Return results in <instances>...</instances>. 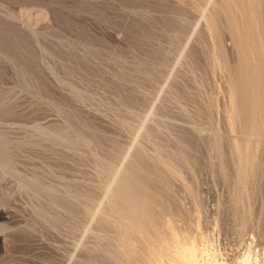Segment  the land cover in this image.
I'll use <instances>...</instances> for the list:
<instances>
[{"label": "rangeland", "instance_id": "obj_1", "mask_svg": "<svg viewBox=\"0 0 264 264\" xmlns=\"http://www.w3.org/2000/svg\"><path fill=\"white\" fill-rule=\"evenodd\" d=\"M229 1L0 0V264H142L130 251L149 257L147 240L137 231L123 235L110 195L118 179L111 182L109 165L143 172L144 193L154 187L145 194L153 208L159 201L175 205L172 210L168 204L171 210L163 209L159 221L172 217L171 230L188 241L199 239L196 245L205 246L207 257L238 264L250 255L264 264V136L254 158L259 169L246 176V196L234 180L231 141L243 147L252 139L248 148L252 145L254 154V131L227 117L229 97L243 95L239 50L227 25L235 21L232 16L241 21L250 11L245 20L255 18L253 24L243 17L234 26L248 32L254 25L258 41L253 30L249 36L258 44L253 45L258 57H264V0ZM223 5H229L228 12ZM239 23L251 27L246 31ZM250 174L257 180L253 184ZM166 229L159 223L149 238L163 257Z\"/></svg>", "mask_w": 264, "mask_h": 264}, {"label": "bare ground", "instance_id": "obj_2", "mask_svg": "<svg viewBox=\"0 0 264 264\" xmlns=\"http://www.w3.org/2000/svg\"><path fill=\"white\" fill-rule=\"evenodd\" d=\"M208 1H210L211 2V0H208ZM229 1V0H228ZM237 1H239V0H237ZM236 1V2H237ZM243 1V0H242ZM254 1V0H253ZM260 1V0H259ZM197 2V1H196ZM210 2H208L209 4H210ZM241 2V0L239 1V3ZM245 2H248V1H245ZM206 3H207V0H206ZM227 3H229L230 4V1L229 2H227ZM226 3V4H227ZM232 3V2H231ZM235 3V2H234ZM233 3V4H234ZM242 3V2H241ZM244 3V2H243ZM255 3V2H254ZM254 3H250V4H252V6H253V4ZM263 3V2H262ZM223 4H224V2H223ZM245 4V3H244ZM246 4H248V3H246ZM249 4V5H250ZM230 5H232V4H230ZM248 5V6H249ZM257 5V4H256ZM229 6V5H228ZM227 6V7H228ZM233 6V5H232ZM231 6V7H232ZM235 6V5H234ZM247 6V5H246ZM247 6V7H248ZM203 7V6H202ZM223 7H225L226 9H224V11H226V12H228L227 10V7L226 6H224L223 5ZM250 7H251V5H250ZM249 7V8H250ZM229 8V7H228ZM233 8H235V7H233ZM249 8H247V10H246V12L247 11H249L248 9ZM258 8V7H257ZM217 9V8H216ZM251 9H252V7H251ZM250 9V10H251ZM220 10V9H219ZM237 9L235 8V10L234 11H236ZM256 9H254V11H255ZM218 11V10H217ZM232 11V10H231ZM230 11V12H231ZM251 11H253V10H251ZM259 11V10H258ZM225 12V13H226ZM239 12H241L240 10H239ZM214 13V12H213ZM237 16L239 15L238 14V10H237ZM242 13V12H241ZM240 13V14H241ZM248 14V16H249V14H250V11L249 12H247ZM258 13V12H257ZM215 14V13H214ZM230 13H228L227 15H229ZM232 14H233V12H232ZM234 14H235V12H234ZM242 14H244V13H242ZM251 14H252V12H251ZM222 15V14H221ZM236 15V14H235ZM234 15V16H235ZM246 15V16H247ZM236 16V17H237ZM244 17V15L242 16V19H243V17H244V19H243V21L245 20V18H247V17ZM251 16V15H250ZM233 17V16H232ZM231 17V19H234L235 21H236V19L238 18H232ZM240 17H241V15H240ZM257 17V16H256ZM212 18V17H211ZM219 18V17H218ZM228 18H230L229 16H228ZM242 19H241V21H242ZM253 19H255V18H253ZM253 19H250V17H249V20H251L250 22H249V20L247 21V20H245L244 22H249V24H253L254 22H252V20ZM209 20V19H208ZM212 21H213V18L211 19ZM230 20V19H229ZM239 20V22H241L240 21V19L238 18L237 19V21ZM211 21V22H212ZM217 21V20H216ZM225 21H226V18H225ZM228 21V20H227ZM233 21V20H232ZM234 21V22H235ZM242 21V22H243ZM254 21V20H253ZM257 21V20H256ZM261 21V20H260ZM234 22H230L229 21V23H231V24H229V25H232L231 26V28H229L228 27V25H227V29L229 30L230 29V31L229 32H233V37H234V39H235V45H236V49H238L239 51V55H237V56H239L240 57V67L242 68V76L240 77V80L238 81L241 85V88L240 89H242V92L241 93H243V95L242 96H238L239 97V100H238V98H236V97H234V96H232L233 94V92L231 93V95L230 96H232V97H229V101L231 102V105L229 106V104H228V106H229V115H230V117L227 115V117H228V119L230 118V122L231 123H233V122H240V121H242V122H240V124L242 123L243 124V122L244 123H246V124H250L251 126H252V130L254 131V134L252 133V136H254V142L256 143V144H254V145H256V147H255V149H256V151L254 150V147H253V150H254V152H256V153H254V154H252L250 151L252 150L250 147H252V145L251 146H249V148H248V145H249V143H250V141L252 140V139H245V133H244V136H242V137H244V141H245V144L243 145V147H240V145H237L236 144V141H235V144L234 143H232V142H234V141H231V149L233 150V153H234V155L235 156H237V169H238V171H235L236 173L238 172V178H236V179H234L235 181L237 180V186H238V188H239V190H243L244 189V187H245V184H247L246 182H248L247 180H246V176L247 175H249V173L250 172H253V170H255V171H257L259 168H258V166L256 167L255 165H254V158L255 157H257L258 155H257V153H258V150H260L259 149V147H261L260 145H259V143H260V141L258 140V138L259 137H261V135L262 136H264L263 135V132H264V112H263V108H264V96H263V94H264V79L262 80V79H260L259 78V74H261V70L263 69L264 70V57L262 56V54H261V56L262 57H258V54H257V51L255 52V50H254V42H253V44H252V39L255 37V35L256 34H258L259 32H257L255 29V27H251V25L249 26L248 24V26L249 27H251V29H249V31L250 30H253V28H255L254 30L257 32H254V30H253V32L252 33H255L254 34V37H252V39H251V37L249 36L250 34L252 35V33L250 32V34H249V31L248 32H241V31H238L237 32V30H236V28L237 27H235L234 25H235V23ZM232 23H234V24H232ZM238 23V22H237ZM209 24H210V22H209ZM228 24V23H227ZM240 24V23H239ZM245 25H243L242 24V26H245L246 27V31H247V27L248 26H246V23H244ZM210 26H211V28H212V24H210ZM209 26V27H210ZM238 26V25H237ZM241 26V24L239 25V27ZM241 26V27H242ZM255 26H257V25H255ZM235 28V29H234ZM242 29V28H241ZM240 29V30H241ZM210 30V29H209ZM244 30H245V28H244ZM148 31V30H147ZM146 31V32H147ZM167 31V30H166ZM216 31V30H215ZM243 31V30H242ZM231 32V33H232ZM148 33V32H147ZM231 35V34H230ZM250 37V38H249ZM261 37V36H260ZM230 38H232V37H230ZM250 40V41H249ZM254 40H257V36L254 38ZM263 40V39H262ZM258 41V40H257ZM218 42H220V41H218ZM256 44H257V42H255ZM259 43V42H258ZM254 45V46H253ZM258 45V44H257ZM264 46V45H263ZM258 47V46H257ZM259 47H262L260 44H259ZM235 48V47H234ZM235 49V50H236ZM264 49V48H263ZM257 50V49H256ZM261 50H262V48H261ZM221 51V50H220ZM263 51V50H262ZM262 51H259L260 53L262 52ZM258 52V53H259ZM264 55V54H263ZM224 56V55H223ZM260 56V55H259ZM238 59V58H237ZM236 59V60H237ZM232 62V61H231ZM236 63V62H235ZM239 63H238V66H239ZM226 65V64H225ZM237 66V67H238ZM223 67V66H222ZM227 67V66H226ZM231 67V66H230ZM240 67H238V68H240ZM228 69V68H227ZM229 70V69H228ZM235 70H237V68H235ZM238 71H240V70H238ZM238 71H237V73H238ZM240 71V72H241ZM136 72V71H135ZM227 72H229V71H227ZM231 72H233V71H231ZM231 72L229 73V74H231ZM263 73V72H262ZM235 74V73H234ZM241 75V74H240ZM227 76V75H226ZM237 76H239V74L237 75ZM135 77V76H134ZM230 77H233V75H230ZM235 78V77H234ZM264 78V77H263ZM232 79V78H231ZM237 79H238V77H237ZM43 81V80H42ZM229 81H231V80H229ZM235 81H236V79H235ZM44 82V81H43ZM232 82V81H231ZM230 82V83H231ZM233 82H234V80H233ZM237 82V83H238ZM42 83V82H41ZM45 83V82H44ZM43 83V84H44ZM47 85V84H46ZM46 85H44V86H41V85H39V86H41V88H43L44 89V87L46 86ZM231 85H232V83H231ZM226 86H229V85H226ZM234 86H236V85H234ZM49 88V87H48ZM231 88H233V85H232V87L230 86V90H231ZM236 88H238V86L236 87ZM234 89H235V87H234ZM229 90V91H230ZM233 90V89H232ZM231 90V91H232ZM230 91V92H231ZM234 91V90H233ZM235 93V92H234ZM240 93V94H241ZM230 98H231V100H230ZM30 107V106H29ZM31 107H32V105H31ZM35 107V106H34ZM34 107H32V108H34ZM31 108V109H32ZM12 109V108H11ZM28 109V108H27ZM31 109H29V110H31ZM34 110H35V108H34ZM5 111V110H4ZM28 111V110H27ZM45 111V110H44ZM228 111V110H227ZM243 111V112H242ZM35 112V111H34ZM245 112V113H244ZM6 113V112H5ZM11 113V112H10ZM24 113H26L25 111H24ZM27 113H29V112H27ZM30 114V113H29ZM27 115V114H26ZM32 116H33V114H32ZM32 116H31V119H32ZM37 116V115H36ZM35 117V116H34ZM38 118V117H37ZM30 120V119H29ZM32 120H34V119H32ZM36 121H38V119H35ZM25 121V120H24ZM39 121H40V119H39ZM42 121V120H41ZM45 122V121H44ZM43 122V123H44ZM229 122V121H228ZM38 123V122H37ZM29 124V123H28ZM47 124V123H46ZM45 124V125H46ZM63 124V123H62ZM237 124V123H236ZM240 124H238V125H240ZM234 125V124H233ZM245 125V124H244ZM41 126H43V124L41 125ZM243 126V125H242ZM247 126V125H246ZM30 127V126H29ZM44 127V126H43ZM48 127V126H47ZM58 127V126H57ZM61 127V126H60ZM230 127H232V126H230ZM240 127H241V125H240ZM244 127V126H243ZM242 127V128H243ZM249 127V125L247 126V128ZM61 128H63V127H61ZM242 128H241V130H242ZM247 128H244V129H247ZM44 129V128H43ZM67 129V128H66ZM128 129V128H127ZM48 129H46V131H47ZM61 130V129H60ZM60 130H56V131H54V133H55V137L57 138V139H59V140H63V135H62V133H61V131ZM131 130V129H130ZM38 131V130H37ZM67 131V130H66ZM238 131H239V129H238ZM244 131V130H243ZM246 131V130H245ZM251 131V129L249 130V131H246V132H250ZM32 132V131H31ZM53 132V131H52ZM51 132V133H52ZM240 133H242L241 131H240ZM45 134H50V131H49V133H45ZM33 135V134H32ZM36 135V134H35ZM93 135V134H92ZM243 135V134H242ZM246 135H250L251 136V132H250V134H246ZM31 136V135H30ZM48 136H50V135H48ZM66 136V135H65ZM32 137H35V136H32ZM44 137H46V136H44ZM72 137V136H71ZM71 137H69V139L71 138ZM215 137V136H214ZM213 137V138H214ZM238 137V136H237ZM248 137V136H247ZM29 138V137H28ZM37 138V137H36ZM240 138V137H239ZM249 138V137H248ZM264 138V137H263ZM56 139V140H57ZM90 139H92V138H90ZM98 139H100V138H98ZM30 140V139H29ZM33 140H35V139H33ZM50 139H48V141H49ZM54 140V139H53ZM74 140H76L77 141V139H74ZM102 140V139H101ZM105 140V139H104ZM240 140V139H239ZM24 141H25V139H24ZM72 142V139H70L69 140V142ZM91 141V140H90ZM244 141L242 142V143H244ZM1 142V141H0ZM108 142V141H107ZM110 142V141H109ZM212 142H213V140H212ZM238 142H240V141H238ZM253 142V141H252ZM28 143V142H27ZM37 143H38V140H37ZM42 143V142H41ZM46 143V142H45ZM58 143V142H57ZM94 144H95V142H93ZM112 142H110V144H111ZM264 143V142H263ZM33 144H34V142H33ZM74 144H75V141H74ZM73 144V145H74ZM233 144V145H232ZM5 145V144H4ZM21 145H23V144H21ZM20 145V146H21ZM31 145V144H30ZM35 145V144H34ZM46 145H48V144H46ZM52 145V144H51ZM97 145V144H96ZM215 145V144H214ZM213 145V146H214ZM228 145V144H227ZM241 145V146H242ZM262 145V144H261ZM10 146H11V144H10ZM18 146V145H17ZM36 146H37V144H36ZM50 145H48L47 147H49ZM63 145H61V147H62ZM112 146V145H111ZM217 147H218V145H216ZM221 146H222V144H221ZM229 146V145H228ZM264 145H262V147H263ZM2 147V146H1ZM8 147H9V145H8ZM7 147V148H8ZM32 147H35V146H33L32 145ZM46 147V146H45ZM45 147H43V148H45ZM65 147V146H64ZM72 147H74V146H72ZM101 147V146H100ZM104 147V146H103ZM53 148V147H52ZM77 148V147H76ZM102 148V147H101ZM109 148V147H108ZM219 148V147H218ZM230 148V147H229ZM228 148V149H229ZM34 149H37V148H34ZM41 148H39L38 150H40ZM57 149V148H56ZM59 149V148H58ZM61 149V148H60ZM72 150H73V148H71ZM98 149H100V148H98ZM97 149V150H98ZM102 149H104V148H102ZM112 149V148H111ZM220 149V148H219ZM249 149H251L250 151H249ZM262 149V148H261ZM37 150V151H38ZM50 150H52V149H50ZM53 150H55V149H53ZM79 150V149H78ZM96 150V151H97ZM101 150V149H100ZM99 150V151H100ZM110 150V149H109ZM216 150V149H215ZM6 151H8V150H6ZM23 151V150H22ZM32 151H33V149H32ZM61 151H62V149H61ZM102 151V150H101ZM100 151V152H101ZM124 151V150H123ZM139 151V150H138ZM221 151V150H220ZM228 151V150H227ZM1 152V151H0ZM8 152H10V151H8ZM60 152V151H59ZM108 152H110V151H108ZM216 152H217V150H216ZM230 152H231V150H230ZM260 152V151H259ZM3 153H4V151H3ZM12 153H13V151H12ZM24 153V152H23ZM44 153V152H43ZM74 153V152H73ZM112 153V152H111ZM116 153V152H115ZM220 153V152H219ZM40 154V153H39ZM61 154H62V152H61ZM65 154V153H64ZM99 154V153H98ZM105 154V153H104ZM117 154V153H116ZM127 154H128V152H127ZM137 154V153H136ZM157 154H159V153H157ZM161 154H163V153H161ZM256 154V155H255ZM263 154V153H262ZM7 155V154H6ZM42 155V154H41ZM50 155H52V154H50ZM66 155V154H65ZM79 155V154H78ZM112 155V154H111ZM110 154H109V156H111ZM125 155V154H124ZM129 155V154H128ZM128 155L126 156V157H128ZM171 155V154H170ZM217 155H219L218 153H217ZM232 155V154H231ZM28 156H29V154H28ZM53 156V155H52ZM100 155H98V157H99ZM107 156V155H106ZM108 156V157H109ZM119 156V155H118ZM161 156V155H160ZM179 156V155H178ZM183 156V155H182ZM222 156V155H221ZM7 157V156H6ZM31 157V156H30ZM32 157H34V156H32ZM56 157V156H55ZM66 157V156H65ZM115 157V156H114ZM135 157V156H134ZM158 157V156H157ZM169 157V156H168ZM171 157V156H170ZM177 157V156H176ZM222 157H224V156H222ZM234 157V156H233ZM3 158V157H2ZM15 158V157H14ZM104 158V157H103ZM106 158V157H105ZM113 158V157H112ZM116 158V157H115ZM123 158V157H122ZM172 158V157H171ZM173 158H174V156H173ZM180 158H181V156H180ZM216 158V157H215ZM219 158H221V157H219ZM236 158V157H235ZM234 158V159H235ZM9 159V158H8ZM44 158H42V161H44L43 160ZM77 159V158H76ZM98 159V158H97ZM165 160H166V158H164ZM185 159V158H184ZM188 159V158H187ZM223 159V158H222ZM32 160V159H31ZM69 160V159H68ZM109 160H111V158L109 159ZM117 160V159H116ZM124 160H126L125 158H123V161ZM159 160H160V158H159ZM179 160V159H178ZM256 160V159H255ZM8 161V160H7ZM16 161V160H15ZM72 161V160H71ZM76 161V160H75ZM77 161H79V160H77ZM113 161H114V158H113ZM122 161V160H121ZM160 161H162L163 162V160H160ZM36 162V161H35ZM35 162H34V164H35ZM46 162V161H45ZM60 162V161H59ZM111 162V161H110ZM116 162V161H115ZM114 162V163H115ZM134 162V161H133ZM157 162V161H156ZM222 162V161H221ZM33 163V162H32ZM42 163H44V162H42ZM47 163V162H46ZM81 163V162H80ZM113 163V162H112ZM138 163V162H137ZM159 164H160V162H158ZM163 163H165L164 164V166H166L167 167V161L165 162H163ZM170 163V162H169ZM263 163V162H262ZM30 164H31V162H30ZM50 164L51 163H49L48 165L50 166ZM58 162H57V165L56 166H58ZM109 164H111V163H109ZM108 164V165H109ZM124 164V163H123ZM130 164H131V162H130ZM129 164V162H126V165H130ZM133 164V163H132ZM177 164V163H176ZM220 164V163H219ZM256 164V163H255ZM47 165V164H46ZM64 165H65V162H64ZM104 165V164H103ZM125 165V164H124ZM124 165H122V166H124ZM134 165H136V164H134ZM142 165V164H141ZM170 165H172V164H170ZM170 165H168V169H169V166ZM257 165V164H256ZM263 165V164H262ZM261 165V166H262ZM33 166V165H32ZM31 166V167H32ZM51 166H53V165H51ZM74 166V165H73ZM113 166L114 165H112V166H108L107 167V169H106V167H105V169L106 170H108L109 172H111V182H113V180L114 179H118L117 181H118V183H117V186H114V190H110L111 189V182L109 183V181H108V184L110 185H108L109 186V190L110 191H112L113 193L111 194L110 193V195L112 196L113 195V199H112V205H114V207L116 208V215L114 216V217H118L119 219H121L120 221L122 222H119V223H121V224H124V226L123 225H120L121 227L123 226L124 227V230H121V231H123L122 233H124L123 235H125V237H127L128 238V236H130V234L131 233H133L134 231H137V233L139 232L146 240H147V249H148V251H149V254H150V256L149 257H147V256H144V255H142V254H140V253H134L135 251H133V247L135 246V244H134V246L132 245V244H129L128 246L129 247H131L132 246V248H129L128 247V249H132V251H130L131 252V255L132 256H134L135 258H136V260H138L140 263H142V264H227V263H224L223 261H219L218 259H213V258H215V255L213 256V258L212 257H207L208 255L207 254H210V253H208L207 251H206V249H205V251L207 252V254H205L206 252H203L202 250H204V248H205V246H203L202 248V250H201V247L199 246V239L197 240V237H196V240L198 241V247L200 248V250L198 249V247H197V245H196V243H197V241L195 242L194 240H195V238H194V240L192 239L191 240V238H190V241H188V240H185L187 237L185 236V234H182L181 233V235H184L186 238H183V236L180 238V236H177V235H180V233L179 234H175V232L177 231H175V229L176 228H173V230L175 231V232H173V230H171L172 229V223L174 222L173 220V218L171 217V219H172V221H171V219L169 220L168 218H166L167 216H169V215H167L166 217H165V219H167V220H165V219H163L164 220V222H162L163 224H165V227L167 228L166 230L168 231V234L166 233V230H163V231H165V234H167L166 236L168 237V239H167V237H166V239H167V241H166V243H164V241H163V243H162V241H160V244L158 243L157 245H160V249L162 250V252H166V254H165V256L163 257V256H161V254H159V251H158V249L156 248V246L155 245H153V243H152V241H151V243H150V240H149V238L151 237V235H152V233H153V229L154 228H156V226L160 223V224H162L160 221H159V219H160V217H161V211L163 212V209L166 211V210H169L170 208H172V210H174V207H175V205L173 206L171 203H169L168 202V200H167V202H168V204L169 205H172V207L171 206H169L168 204H167V206H169V208L168 209H165V207H167L165 204H166V197L164 198L165 200V203H163V202H161V201H159L160 202V204L158 203V210H157V208L155 209V207H157V206H155V203H154V208H153V206L151 205V202L148 200V197L146 198V196H145V194L147 195V193L149 192V191H153V188L151 189L150 188V190H148V192H146V193H144V191L146 190L147 191V189H145V185H144V183L146 182V180L144 181V179L142 180V181H144V183H143V185H144V189L145 190H143V188L141 187V186H143V185H141L140 184V176H142V175H144L145 176V174L142 172V173H140L141 175L139 176V173H138V171H136L135 173L134 172H132L131 170H129V168H127V169H125V168H123V169H121V168H119L121 165H118L119 167H118V169H113ZM158 166H160V165H158ZM163 165L161 164V169L163 168L162 167ZM174 166V165H173ZM176 166V165H175ZM38 167H39V165H38ZM54 168H55V165L53 166ZM101 167V166H100ZM103 167V166H102ZM141 167V166H140ZM139 167V168H140ZM156 167V166H155ZM165 167V168H166ZM171 168H172V166H170ZM222 167V166H221ZM221 167H220V169H221ZM57 169H58V167H56ZM61 168V167H60ZM68 168V167H67ZM78 168V167H77ZM76 168V169H77ZM131 168V167H130ZM134 168V167H133ZM132 168V169H133ZM159 168V167H158ZM235 168V167H234ZM256 168H258V169H256ZM66 169V168H65ZM101 169V168H100ZM103 169V168H102ZM105 169L103 170L104 172H105ZM155 169V168H154ZM167 169V170H168ZM173 169H175V167H173ZM18 170V169H17ZM51 170V169H50ZM70 170H72V169H70ZM134 170H136L135 168L133 169V171ZM158 170V169H157ZM164 170V169H163ZM166 170V169H165ZM166 170V171H167ZM171 170V169H170ZM169 170V171H170ZM217 170V169H216ZM235 170H236V168H235ZM264 170V169H263ZM43 171H45V170H43ZM68 171V170H67ZM77 171V170H76ZM161 171V170H160ZM168 171V172H169ZM176 171V170H175ZM222 171V170H221ZM102 172V171H101ZM153 172H155V171H153ZM162 173H163V171H161ZM165 172V171H164ZM172 172V171H171ZM260 172V171H259ZM77 173V172H76ZM156 173V172H155ZM162 173L160 174V173H157L159 176L160 175H162ZM170 173V172H169ZM175 173V172H174ZM221 173V172H220ZM263 172H261L260 174H262ZM35 174H36V172H35ZM49 174V173H48ZM59 174V173H58ZM70 174H71V172H70ZM110 174V173H109ZM108 174V175H109ZM165 174V173H164ZM171 174H173V173H171ZM259 174V173H258ZM60 175H61V173H60ZM64 175V174H63ZM156 175V174H155ZM154 175V176H155ZM170 175V174H169ZM168 175V176H169ZM224 175V174H223ZM37 176V175H36ZM57 176V175H56ZM69 176V175H68ZM110 176V175H109ZM148 176V175H147ZM153 176V177H154ZM171 176V175H170ZM177 176H178V174H177ZM180 176V175H179ZM250 176H251V174H250ZM252 176H253V174H252ZM252 176H251V178H250V180H252ZM256 176H257V173H256ZM260 176H262V175H260ZM30 177V176H29ZM63 177V176H62ZM62 177H61V179H62ZM65 178L67 177V176H64ZM75 177V176H74ZM146 177V176H145ZM158 177V176H157ZM156 177V178H157ZM164 177H166L165 175H164ZM172 177V179H173V176H171ZM176 176H174V178H175ZM249 177V176H248ZM259 176H257V178H258ZM71 178H73V176L71 177ZM108 176H107V180H108ZM109 178V179H110ZM141 178H143V177H141ZM148 178V177H147ZM150 178V177H149ZM159 178H162V177H159ZM177 178V177H176ZM256 178V179H257ZM261 178V177H260ZM259 178V179H260ZM33 179V178H32ZM66 179H68V178H66ZM70 179V178H69ZM154 179V178H153ZM171 179V178H170ZM178 179V178H177ZM254 179V182L255 181H257V180H255V178H253ZM64 180V179H63ZM74 180H76V177H75V179ZM162 180H164V179H162ZM43 181V180H42ZM55 181V180H54ZM70 181V180H69ZM72 181V180H71ZM70 181V182H71ZM148 181V180H147ZM159 182H160V180H158ZM167 181V179L166 180H164V182H166ZM234 181V182H235ZM32 182V181H31ZM76 182H78V181H76ZM114 182H116L115 180H114ZM113 182V183H114ZM150 182V181H149ZM152 182V181H151ZM151 182L149 183L150 185H151ZM162 182V181H161ZM168 182V181H167ZM170 182V181H169ZM173 182V181H172ZM252 182V184L254 183L253 182V180L252 181H250V183ZM142 183V182H141ZM148 183V182H147ZM163 183V182H162ZM60 184V183H59ZM149 184H148V187H149ZM248 184H249V182H248ZM26 185V184H25ZM62 185V184H61ZM113 185V184H112ZM155 185V184H154ZM163 185V184H162ZM251 185V184H250ZM40 186V185H39ZM165 186V185H164ZM168 186V185H167ZM234 186V185H233ZM35 187V186H34ZM250 187V186H249ZM47 188V187H46ZM108 188V187H107ZM147 188V187H146ZM247 188V187H246ZM27 189V188H26ZM30 189V188H29ZM69 189V188H68ZM112 189H113V186H112ZM149 189V188H148ZM158 189H159V187H158ZM160 189H162L163 190V188H160ZM165 189V188H164ZM237 190V188H235L234 187V190ZM23 190V189H22ZM75 190V189H74ZM108 190V189H107ZM106 190V191H107ZM108 190V191H109ZM168 190V189H167ZM165 191V192H168V191ZM173 190V189H172ZM245 190V189H244ZM243 190V192L245 193V191ZM249 190V189H248ZM247 190V191H248ZM156 191V193H153V194H157L158 192H157V190H155ZM164 191V190H163ZM37 192V191H36ZM242 192V191H241ZM151 193V192H150ZM161 193V192H160ZM159 193V194H160ZM164 193V192H163ZM162 193V194H163ZM174 193V192H173ZM237 193H238V191H237ZM162 194H160V195H162ZM239 194H240V191H239ZM246 194V193H245ZM34 195V194H33ZM152 195V194H151ZM160 195L158 196V197H160ZM164 195H165V193H164ZM50 196V195H49ZM148 196H150V195H148ZM157 196V195H156ZM166 196V195H165ZM240 196V195H239ZM242 196H244V194L242 195ZM246 196H247V194H246ZM79 197V196H78ZM152 198L154 199V197L152 196ZM170 198V197H169ZM168 198V199H169ZM233 198V197H232ZM246 198V197H245ZM81 199V198H80ZM231 199V198H230ZM235 199V198H234ZM54 200V199H53ZM57 200V199H56ZM88 200V199H87ZM152 200V199H151ZM161 200V199H160ZM232 200V203H233V199H231ZM236 200V199H235ZM242 200H243V198H242ZM111 201V200H110ZM155 202H156V200H154ZM158 201V200H157ZM163 201V200H162ZM236 202H237V200H236ZM243 202H244V200H243ZM56 203V202H55ZM90 203V202H89ZM156 203V204H157ZM174 203V202H173ZM235 203V202H234ZM241 203V202H240ZM240 203H239V205H240ZM84 204V203H83ZM91 204V203H90ZM98 205H100V203L98 204ZM97 205V206H98ZM109 205V204H108ZM232 205H237V204H232ZM238 205V206H239ZM85 206V205H84ZM93 206V205H92ZM236 207L237 206H235V209H236ZM110 208V207H109ZM112 208V207H111ZM233 208V207H232ZM94 209V208H93ZM107 209V208H106ZM87 210H88V208H87ZM91 210V209H90ZM97 210H99V209H97ZM110 210V209H109ZM111 210H114V208L113 209H111ZM171 210V209H170ZM234 210V209H233ZM43 211V210H42ZM96 211V210H95ZM165 211H164V213H162V214H165ZM85 212V211H84ZM89 212V211H88ZM97 212V211H96ZM96 212H94V214L96 213ZM109 212V211H108ZM169 212V211H168ZM105 213V212H104ZM110 213V212H109ZM113 213V212H112ZM114 213H115V211H114ZM166 213H167V211H166ZM173 213V212H172ZM98 213H96V215H97ZM102 214V213H101ZM174 214V213H173ZM78 215V214H77ZM86 215V214H85ZM88 215L89 216H91V214L90 213H88ZM106 215H108L107 213H106ZM101 216H103V215H101ZM109 216V215H108ZM243 216V215H242ZM246 216V215H245ZM79 217V216H78ZM93 216H91V218H92ZM105 217V216H104ZM107 217V216H106ZM113 217V218H114ZM164 217V216H163ZM162 217V218H163ZM112 218V219H113ZM162 218H161V221H162ZM110 218L108 217V220H109ZM115 219H117V218H115ZM182 219V218H181ZM247 219V218H246ZM64 220V219H63ZM83 220V219H82ZM111 220V219H110ZM123 220V221H122ZM106 221V220H105ZM105 221H104V223H105ZM116 221H118V220H116ZM115 221V222H116ZM102 222V221H101ZM109 222V221H108ZM114 222V221H113ZM124 222V223H123ZM111 223H112V221H111ZM119 223L118 224H116L117 226L119 225ZM175 223V222H174ZM115 224V223H114ZM113 225V224H112ZM112 225H111V227H112ZM115 225V226H116ZM146 225H147V227H146ZM119 226V227H120ZM174 226V225H173ZM114 227V226H113ZM122 227V228H123ZM159 227V226H158ZM161 227H163L164 228V226H161ZM116 228V227H115ZM122 228H118V230L119 229H122ZM117 229V228H116ZM117 232V234H119L118 233V231H116ZM120 232V231H119ZM180 232V231H179ZM76 233V232H75ZM122 233H120V234H122ZM164 234V235H165ZM118 236V235H117ZM131 237V236H130ZM129 237V238H130ZM192 238L194 237V236H191ZM122 238H123V236H122ZM138 238V237H137ZM152 238V237H151ZM118 239H120V238H118ZM125 239V238H124ZM124 239H123V241H121V243H125V241H124ZM132 239H133V237H132ZM121 240V239H120ZM127 240V239H126ZM128 240H131V239H128ZM145 240V241H146ZM134 241V240H133ZM138 241H140V240H137V243H138ZM157 241V240H156ZM126 243H127V241H126ZM129 243H131V241H129ZM207 243V242H206ZM146 244V243H145ZM119 245V244H118ZM121 245V244H120ZM123 245V244H122ZM126 245V244H125ZM205 245V244H204ZM209 245V244H208ZM137 246V245H136ZM207 246V245H206ZM209 247V246H208ZM208 247H206L207 249H210V248H208ZM121 248V247H120ZM126 248V247H125ZM136 248H138V246L136 247ZM124 249V248H123ZM128 249H127V251H128ZM164 250V251H163ZM121 251H122V249H121ZM125 251V250H124ZM128 251V252H129ZM209 251V250H208ZM255 251V250H254ZM210 252V251H209ZM263 253V252H262ZM250 254V253H249ZM255 254V253H254ZM120 255V254H119ZM130 255H127V257H129ZM209 256H211V255H209ZM152 257V258H151ZM124 258H125V256H124ZM212 258V259H211ZM262 258V257H261ZM218 260V261H217ZM115 261V260H114ZM260 261V260H259ZM118 262V261H117ZM134 263V262H133ZM260 262H258V260H257V258H256V256H254V258H253V260L250 258V255H247V256H245L241 261H239L238 262V264H259ZM262 263H263V261H262ZM261 263V264H262ZM127 264V263H126ZM135 264V263H134Z\"/></svg>", "mask_w": 264, "mask_h": 264}]
</instances>
